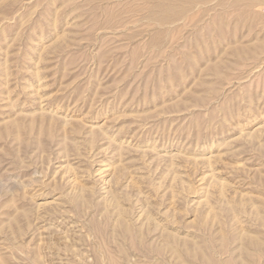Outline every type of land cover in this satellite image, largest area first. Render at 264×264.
<instances>
[{"label":"rangeland","instance_id":"rangeland-1","mask_svg":"<svg viewBox=\"0 0 264 264\" xmlns=\"http://www.w3.org/2000/svg\"><path fill=\"white\" fill-rule=\"evenodd\" d=\"M172 1L0 0V264H264V0Z\"/></svg>","mask_w":264,"mask_h":264},{"label":"bare ground","instance_id":"bare-ground-1","mask_svg":"<svg viewBox=\"0 0 264 264\" xmlns=\"http://www.w3.org/2000/svg\"><path fill=\"white\" fill-rule=\"evenodd\" d=\"M155 1L157 2V5H158V6H157V5H156V2H155V6L158 7L157 9H160V10H159L160 12H162V13H160L161 15H160V14H157V15H158V18H161V20H164V21H165V20H166L165 18L168 17V14L170 15V12H171V10H172V9H171L172 5H170V6L167 5V4H171V3H167V4H166V0H155ZM169 1H170V0H169ZM171 1H172V0H171ZM177 1H178V0H177ZM182 1L185 3V5H186V2H187V3H192V2H195V1H196V3H197V2H201V3H204V2H205V0H182ZM182 1H180V2L182 3ZM215 1H216V0H215ZM218 1H219V0H218ZM227 1H228V0H227ZM246 1H247V4L251 3L252 5L254 4L253 1L255 2V0H246ZM172 2H174L173 5H175V1L173 0ZM222 2H225V0L222 1ZM228 2H229V1H228ZM226 3H227V2H226ZM235 3H237V1H236ZM182 4H183V3H182ZM182 4H180V6H179L180 8H181V6H183ZM224 4H225V3H223V4H221V5H224ZM244 4H245V3H244ZM251 4H249V5H251ZM178 5H179V4H178ZM185 5H184V6H185ZM241 5H243V4L241 3L240 6H241ZM144 6H145V7H144L145 9H148V5H147V3H146ZM146 6H147V8H146ZM175 6H176V5H175ZM156 7H155V9H156ZM179 7H178V9H179ZM190 7H191V6H190ZM246 7H248V6H246ZM173 8H174V7H173ZM176 8H177V6H176ZM176 8H174V10H175ZM182 8H183V7H182ZM182 8H181V9H182ZM149 9H150V8H149ZM178 9H176V11H177ZM151 10H152V9H151ZM148 11H150V10H147V12H148ZM156 12H158V11L156 10ZM178 12H179V11H178ZM243 12H244V11H243ZM149 13H150V12H148V16H150ZM158 13H159V12H158ZM150 14H152V11H151ZM153 15H154V14H153ZM151 16H152V15H151ZM151 16H150V18H151ZM152 18H153V17H152ZM171 18H174V17H171ZM168 19H170V17H169ZM159 20H160V19H159ZM166 21H167V20H166ZM169 22H171V21H169ZM221 35H222V34H221ZM236 49H237V48H236ZM236 49H235V50H236ZM240 49H241V48H240ZM243 49H244V48H242V50H243ZM236 51H237V50H236ZM241 52H242V51H241ZM242 54H244V53H242ZM245 54H246V53H245ZM125 208H126V207H125ZM119 214H120V213H119ZM132 215H133V214H132ZM113 216H114V215H113ZM120 216H121V215H120ZM138 216H139V215H138ZM138 216H137V217H138ZM144 217H145V216H144ZM261 217L263 218V216H261ZM158 219H159V218H158ZM261 221L263 222L264 220L261 219ZM261 221H260V222H261ZM125 222H126V221H125ZM157 222H158V221H157ZM158 223H159V222H158ZM129 224H130V223H129ZM161 224H162V223H161ZM162 225H165V224H162ZM117 226H119V225H117ZM126 226H128V225H126ZM159 226H161V225H159ZM128 227H129V226H128ZM119 228H121V227L119 226ZM165 228H166V227H165ZM129 230H130V228H129ZM162 230H163V229H162ZM165 230H167V228H166ZM126 231H127V230H126ZM167 232H168V231H167ZM126 233H127V232H126ZM248 234H249V232H248ZM168 235H169V233H168ZM249 235H250V234H249ZM244 236H245V235L243 234V237H244ZM250 236H251V235H250ZM163 237H164V235H163ZM165 237H166V236H165ZM165 237H164V238H165ZM246 238H247V237H246ZM257 238H258V237H255L254 239L257 240ZM134 239H135V238H134ZM166 239H168V238H166ZM248 239H250V238H248ZM251 239L253 240V238H251ZM252 240H251V241H252ZM256 240H254V241H256ZM167 241H168V240H167ZM167 241H166V242H167ZM171 241H172V239H171ZM245 241H246V240H245ZM241 242H242V241H241ZM248 242H249V240H248ZM248 242H245V243H248ZM257 242H258V240H257ZM260 242H261V241H260ZM253 243H254V242H253ZM168 245H169V244H168ZM170 245H173V243L170 244ZM257 245L259 246V244H257ZM174 246H175V245H174ZM248 246H249V245H247V247H248ZM166 247H167V246H166ZM170 247L172 248V246H170ZM170 247H169V248H170ZM195 247H196V245H195ZM242 247H243V246H242ZM249 247H252V246H249ZM175 248H178V247H175ZM192 248H194V247H192ZM192 248H191V249H192ZM239 248H240V247H239ZM255 248H256V247H255ZM259 248H260V247H259ZM159 249H160V248H159ZM241 249H244V248H241ZM172 250H173V249H172ZM199 250H200V249H198V251H199ZM259 250H260V249H259ZM198 251H197V252H198ZM173 252H176V251L174 250ZM178 252H179V251H178ZM178 252H177V255H179ZM194 252H196V251H194ZM245 252H246V251H245ZM245 252H243V254H244ZM255 252H257V251H255ZM258 252H259V251H258ZM171 253H172V252H171ZM180 253H181V252H180ZM198 253H201V252H198ZM191 254H192V253H191ZM193 254H194V253H193ZM240 254H241V253H240ZM246 254H247V253H246ZM246 254H244V255H246ZM251 254H254V253H251ZM257 254H259V253H257ZM257 254H256V255H257ZM175 255H176V254H175ZM180 255H181V254H180ZM196 255H197V254H196ZM201 256H204V255L201 254ZM207 256H208V255H207ZM175 257H176V256H175ZM192 257L196 258L195 256H192ZM244 257H245V256H244ZM248 257H250V256H248ZM252 257H255V256H252ZM258 257H259V256H258ZM179 258H180V257H179ZM197 258H198V257H197ZM208 258H209V257H208ZM245 258H247V256H246ZM245 258H244V259H245ZM203 259H206V258L203 257ZM203 259H202V261H203ZM242 259H243V258H242ZM250 259H253V258H249V260H250ZM254 259H256V258H254ZM210 260H211V259H210ZM246 260H247V259H246ZM214 261H215V260H214ZM230 261H231V259H230ZM247 261H248V260H247ZM253 261H254V260H251V262H253ZM227 262H228V263H227ZM227 262H226V263L229 264V261H227ZM231 262H232V261H231ZM248 262H249V261H248ZM211 264H212V262H211ZM213 264H215V263H213Z\"/></svg>","mask_w":264,"mask_h":264}]
</instances>
